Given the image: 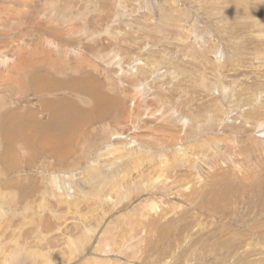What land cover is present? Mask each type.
I'll list each match as a JSON object with an SVG mask.
<instances>
[{"label":"rangeland","instance_id":"1","mask_svg":"<svg viewBox=\"0 0 264 264\" xmlns=\"http://www.w3.org/2000/svg\"><path fill=\"white\" fill-rule=\"evenodd\" d=\"M168 261L264 264V0H0V264Z\"/></svg>","mask_w":264,"mask_h":264},{"label":"bare ground","instance_id":"2","mask_svg":"<svg viewBox=\"0 0 264 264\" xmlns=\"http://www.w3.org/2000/svg\"><path fill=\"white\" fill-rule=\"evenodd\" d=\"M32 72V71H31ZM42 73V72H41ZM53 73V72H52ZM39 74V73H38ZM43 74V73H42ZM30 75V74H29ZM48 76H49V74H47ZM51 76V75H50ZM53 76V75H52ZM27 77V76H26ZM44 78V77H43ZM34 79H36L37 80V83H36V85H35V87H34V92H35V94H36V92L37 93H41V92H44L45 90H48V93L49 94H51L52 92H51V87L49 88L48 86H46L47 85V83H46V85H44V84H42L41 83V81H42V79H39V76H35L34 77ZM50 79H51V77H50ZM52 79H53V77H52ZM44 80V79H43ZM25 83V82H24ZM45 83V82H44ZM38 84V85H37ZM56 88H58V87H56ZM80 89L82 90V91H80ZM101 91V90H100ZM78 93L80 94V95H82V94H85V95H82V96H86L87 98H90L91 100H90V102H92L93 101V104H94V106H93V108L91 109V108H86V109H88L87 111H86V109H85V112H81V111H77V112H75L72 116L74 117V119L76 120V121H79L82 125H87V124H89V123H91V121L93 120V119H95L96 117H101V115H102V117H107V113H108V111H109V109L107 108V106H104V107H102V109H101V106H99V105H97V103L98 102H104V99H105V97H103L102 96V94H100V92H98V91H96V89L95 88H93V86H91L90 84L88 85H84V86H80L79 87V90H78ZM25 94V93H24ZM23 95V94H22ZM26 95V94H25ZM52 96V95H51ZM38 97V96H37ZM41 97V96H40ZM113 98V97H112ZM59 99H57V104H52V107H53V109L51 110V116H50V123H51V125H52V129H51V131H50V133L47 135L48 136V142H43V141H41V143L40 144H42V146H44L45 148L46 147H48V148H50L51 146H53V145H59V143H63L64 144V142L65 141H67L68 140V138L67 139H65V136L66 135H68V133H65L64 134V130H63V128H64V125L65 124H68V121H69V119H70V115L68 114V113H66V114H64V116H63V118H64V120H65V122H63L62 120H61V118H60V113H59V111H63V109L64 108H62V105H61V102L60 101H58ZM51 101V100H50ZM111 101V100H110ZM56 102V101H55ZM111 102H113V101H111ZM115 104V103H114ZM110 106V105H109ZM46 108H47V104H46V107H45V109L44 110H46ZM104 108V109H103ZM55 109H57V111L55 110ZM103 110V113H101V111ZM35 115V114H34ZM37 116V115H36ZM30 117V116H29ZM34 119H35V117L34 116H32ZM22 118V117H21ZM5 119V118H4ZM18 119V118H17ZM73 119V120H74ZM36 121H38V120H35V121H33L34 122V124H36L37 125V123L38 122H36ZM14 123V122H13ZM16 124V123H15ZM16 126V125H15ZM77 128L79 127V126H77V125H75ZM13 128V127H12ZM17 128V130H18V133L16 134V136H14V138L15 139H18V140H20V139H25V132H27V131H23L22 129H20V128H18V127H16ZM23 128V127H22ZM26 130V129H25ZM7 131V130H6ZM20 132H21V134L23 135V137L22 136H20ZM57 134L56 136H55V138H52V135L51 134ZM42 135V137L44 138V136H43V133L41 134ZM7 136V135H6ZM9 136V135H8ZM7 136V137H8ZM59 138H58V137ZM12 137V136H11ZM10 137V138H11ZM60 139H62V140H60ZM45 140V139H44ZM27 142V141H26ZM12 145V144H11ZM11 145H9V146H11ZM6 150H7V148H6ZM33 153V152H32ZM182 244V243H181ZM170 262L171 261H168V262H166L165 264H170ZM197 262V261H196Z\"/></svg>","mask_w":264,"mask_h":264}]
</instances>
